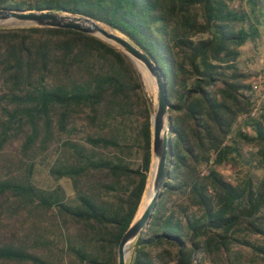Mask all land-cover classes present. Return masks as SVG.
<instances>
[{"label":"trees","instance_id":"trees-1","mask_svg":"<svg viewBox=\"0 0 264 264\" xmlns=\"http://www.w3.org/2000/svg\"><path fill=\"white\" fill-rule=\"evenodd\" d=\"M0 9L91 17L162 71L164 189L128 264H264V106L252 115L264 65L240 61L264 44V0H0ZM152 142L127 55L78 31L0 28V264H117L144 206ZM38 166L70 181L72 196L35 184Z\"/></svg>","mask_w":264,"mask_h":264},{"label":"water","instance_id":"water-1","mask_svg":"<svg viewBox=\"0 0 264 264\" xmlns=\"http://www.w3.org/2000/svg\"><path fill=\"white\" fill-rule=\"evenodd\" d=\"M31 27L73 30L97 37L127 55L138 73L152 121L153 158L150 173L154 163L156 164V171L154 176V195L141 213H139V207L132 224L124 233L119 243L117 264H128L134 244L152 219V215L164 189L172 137L169 116L170 102L166 79L158 64L147 52L136 46L120 32L91 17L51 9L18 11L0 9V28ZM137 62L145 67L147 73L154 81L156 87L155 102L145 89L143 75L137 67Z\"/></svg>","mask_w":264,"mask_h":264},{"label":"rangeland","instance_id":"rangeland-1","mask_svg":"<svg viewBox=\"0 0 264 264\" xmlns=\"http://www.w3.org/2000/svg\"><path fill=\"white\" fill-rule=\"evenodd\" d=\"M15 1H31V0H15ZM263 57H264V44L262 46H258L257 48L252 47V46H246L244 49L243 56L241 57L240 61L242 64L245 63L248 65H251V67H254V69H256L258 71L264 65ZM257 80L258 79H254L253 82H255ZM144 83H145V81H144ZM145 86L147 88L149 95L151 96V98L155 102L156 87H155V90H150L147 87L146 83H145ZM262 91H264V85L262 87ZM257 93H258V95H260V91ZM229 171L232 172V170L229 169L226 173H229ZM33 181L35 184H37L38 186H40L44 189H52V188L56 187V185H61L64 187V189H65V191L69 197L72 196V194H73V187H72L70 181L63 179V180H60L59 182H55L53 179L50 178V176L48 174V170L46 167L38 166V167L34 168ZM149 188H150V185H149ZM149 188H148V191H149ZM145 201H146V197H145ZM144 204H146V202H144Z\"/></svg>","mask_w":264,"mask_h":264},{"label":"bare ground","instance_id":"bare-ground-1","mask_svg":"<svg viewBox=\"0 0 264 264\" xmlns=\"http://www.w3.org/2000/svg\"><path fill=\"white\" fill-rule=\"evenodd\" d=\"M137 67L139 69V71L142 73L143 75V81H145V83L147 84V87L150 89V90H155V84H154V81L153 79H151V77L149 76V74L147 73L145 67L137 62ZM145 83H144V86H145ZM145 89L147 91V88L145 86ZM148 92V91H147ZM149 94V93H148ZM155 171H156V164L154 163V166L152 168V174H151V179H150V188H149V191L147 193V196H146V204H144V206L142 205V208L144 209L145 206L149 203L150 199L152 198V196L154 195V176H155ZM141 208L140 212L141 213L143 211V209Z\"/></svg>","mask_w":264,"mask_h":264},{"label":"built area","instance_id":"built-area-1","mask_svg":"<svg viewBox=\"0 0 264 264\" xmlns=\"http://www.w3.org/2000/svg\"><path fill=\"white\" fill-rule=\"evenodd\" d=\"M262 82H264V76H261L257 80V82H254L253 84V91H255L256 93L260 91V95H258L259 101H258L257 109L252 113V115H255L257 111L259 110V108L261 106H264V91H262V87H263Z\"/></svg>","mask_w":264,"mask_h":264}]
</instances>
